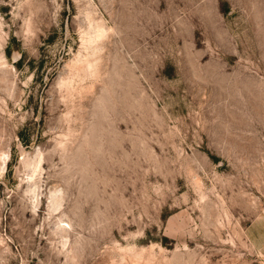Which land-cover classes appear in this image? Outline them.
Masks as SVG:
<instances>
[{
  "label": "rangeland",
  "instance_id": "1",
  "mask_svg": "<svg viewBox=\"0 0 264 264\" xmlns=\"http://www.w3.org/2000/svg\"><path fill=\"white\" fill-rule=\"evenodd\" d=\"M0 264H264V0H0Z\"/></svg>",
  "mask_w": 264,
  "mask_h": 264
}]
</instances>
